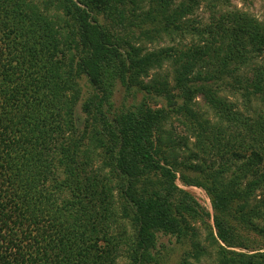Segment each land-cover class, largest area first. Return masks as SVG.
I'll return each mask as SVG.
<instances>
[{"label": "trees", "instance_id": "16d2710c", "mask_svg": "<svg viewBox=\"0 0 264 264\" xmlns=\"http://www.w3.org/2000/svg\"><path fill=\"white\" fill-rule=\"evenodd\" d=\"M227 2L0 0V264H160L161 237L178 264H264V18ZM211 51L253 66L243 108L201 77Z\"/></svg>", "mask_w": 264, "mask_h": 264}, {"label": "rangeland", "instance_id": "374dc122", "mask_svg": "<svg viewBox=\"0 0 264 264\" xmlns=\"http://www.w3.org/2000/svg\"><path fill=\"white\" fill-rule=\"evenodd\" d=\"M145 5L148 6V0H145ZM223 8H229L233 7L236 8L240 11L247 12L249 14L254 15L258 19L264 18V0H228L226 5H222ZM230 9V8H229ZM219 14L214 11V9H210V6L206 4V2L201 3V5L196 9L195 13L191 16H189V19H194L195 24L197 25L200 29H205L206 31V26L210 25L212 23L213 25L216 26V21H217V16ZM217 30V26H216ZM215 30V32H216ZM208 33L203 34L202 39H200V35H197L195 33H191L188 37H186L184 40H177V43L182 46L181 48H186L187 46L193 45V44H203L205 43V40H211L213 36L209 37L207 35ZM206 35V36H205ZM214 38V37H213ZM176 42H172L169 39H165L162 41H159L158 43L154 45L148 44V47L150 49L159 48L162 46H170L174 45L179 47V45ZM207 61L212 62L209 68H202L201 71V77L206 76V83L213 88L214 90L217 91V93L222 96L223 98L228 96L229 100L231 101H236L239 108H243L242 103L244 102L242 96H241V91L237 90L235 91L234 88L231 86L234 84L235 79H242L247 77L250 73H252L251 68L253 66H244L240 65L238 66V63L236 61H230L228 64V72L223 71L220 72L221 66L223 63V60L226 58L223 57V52H219L217 54L213 53L212 51L205 56ZM161 73L167 72L168 75V80L171 81V75H172V67L167 63L164 65ZM79 85L81 88V92L83 94V98L86 96V92L88 90V84L86 82L85 78L80 79ZM238 85V84H237ZM233 90V91H232ZM232 92V93H231ZM141 98V94H138L135 101H138ZM81 100H83L81 98ZM115 105L119 106L121 102L125 103H130L132 100L131 98L124 97V91L123 88H121L120 85L115 86ZM198 100V106L201 109H206V105L204 100L201 97H197ZM161 103L158 101L155 103V105H160ZM153 105V104H152ZM80 105L77 104L76 110L79 112ZM177 122L174 120L173 124ZM177 133L179 134H185L184 130L178 126L175 127ZM178 186L190 191L198 200V202L205 206L210 212H211V206H210V201L209 198L207 197L206 193L198 187L194 186H185L183 185L179 180L176 181ZM210 223H212V220L210 219ZM202 232V231H201ZM203 237V236H202ZM159 242L164 245V249L162 251V254H165L164 260L160 264H178V260L182 254V252L189 247V243H178L175 241L174 238H168V237H161L159 239ZM204 262L202 261L201 264Z\"/></svg>", "mask_w": 264, "mask_h": 264}]
</instances>
